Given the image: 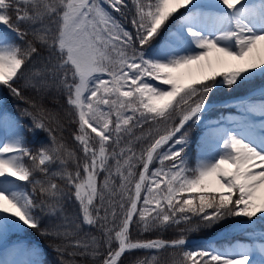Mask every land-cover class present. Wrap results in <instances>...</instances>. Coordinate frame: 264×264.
I'll use <instances>...</instances> for the list:
<instances>
[{
	"label": "snow or ice",
	"instance_id": "snow-or-ice-1",
	"mask_svg": "<svg viewBox=\"0 0 264 264\" xmlns=\"http://www.w3.org/2000/svg\"><path fill=\"white\" fill-rule=\"evenodd\" d=\"M221 2L234 14L229 30L224 28L227 17L194 12L185 21L191 25L211 19L215 35L188 27L187 32L195 38L200 51L160 62L145 59V48L161 26L193 0H133L135 11L130 22L134 32L126 30L114 15L127 16L128 0H0V24L11 28L24 41L22 47L0 33V86L18 99L23 98L18 85L25 69L39 55L20 25L43 16L55 24L39 39L49 45L59 60L54 67L61 75L60 85L78 123L74 140L84 154L82 168L77 163L74 173L65 169L61 175L74 190L83 222L104 232L107 247L102 264H120L122 254L129 250L185 245L184 239L134 242L129 230L136 216L147 231L158 225L191 224L193 217L199 218L195 226L198 228L226 217L251 219L264 213V197L259 195L264 190V151L241 135L264 137V127H239L238 122H232L231 127L223 126L224 123L214 126L225 131L210 132L207 143L210 151L218 144L220 154L202 161L195 169L186 167L185 149L178 147L187 143L185 125L199 119L213 88L221 82L231 87L242 73L264 69V56L254 54L258 45L264 43V30H253L246 19L257 17L264 22V12L243 7L244 0ZM29 5L34 9L32 15ZM13 10L14 18L10 14ZM226 41H233L234 45L224 46ZM212 52L220 54L215 64L210 59ZM233 61L241 63L225 71L218 70L217 65ZM150 81H159L170 86V90ZM252 103L256 107L239 112V116L248 117L243 124L250 121L255 126L264 122V98ZM24 115L33 117L34 128L45 129L42 112L34 115L25 109ZM176 116L178 123L173 121ZM160 124L165 125L163 131L158 127ZM144 125L157 127L154 133L149 131L147 136L135 137L137 141H147V147L137 154L131 138L135 136L134 130ZM48 131L52 133V143L57 144L53 130ZM62 152L63 145L54 149L42 147L34 154L20 142L5 143L0 147V177L28 182L33 185V192L56 196L59 191L56 183L34 181L32 177L34 170L46 177L57 175L50 172V163L58 160L64 166L74 159L72 153L62 156ZM24 157L31 159L33 167L24 164ZM110 160L115 161L114 172ZM154 160H159L160 167L151 170ZM137 164L142 166L138 179L133 171ZM101 171L106 174L102 186L97 183ZM115 177L120 180L119 191L112 188L106 198L105 192ZM37 207L43 210L45 205L42 201L38 205L32 194L0 191V213L39 230ZM7 235V223H0V243ZM71 246L81 247L79 241ZM183 255L185 264H251V255L246 253L221 255L197 249L186 250Z\"/></svg>",
	"mask_w": 264,
	"mask_h": 264
},
{
	"label": "trees",
	"instance_id": "trees-1",
	"mask_svg": "<svg viewBox=\"0 0 264 264\" xmlns=\"http://www.w3.org/2000/svg\"><path fill=\"white\" fill-rule=\"evenodd\" d=\"M29 14L32 15L34 9L31 5L28 6ZM184 9H180L169 18L164 25L158 30V33L153 38L152 42L146 49L157 48L164 39L167 31L172 27L178 25V18ZM135 8L133 7V0H128V14L121 16L116 13L118 19L131 29L135 31L134 26L131 24L132 13ZM13 18L15 11L10 13ZM6 26V25H5ZM21 30L27 31V40L37 47L39 55L34 56L28 68L25 69V76L20 80L19 87L23 90V98L18 99L14 97L11 92L3 86H0V94L3 96V107L6 111L14 116L20 125V140L26 148L31 150L34 154L41 148L54 149L58 145H63L62 156L67 153H72L74 159L68 160L67 164L62 166L59 161L49 164V170L52 173H57L55 176H44L38 170L33 171L32 179L42 182L51 181L58 185L59 191L56 196L41 195L38 191L33 192V185L28 182L19 181L25 187L29 194H32L37 200V203L42 201L45 205L41 210L37 207L36 213L38 214L40 228L39 230L32 228V233L36 235L42 243V250L44 253V261L48 264H101L105 252V237L102 229L98 227L89 226L82 220V212L79 202L74 197V190L70 189L66 184L65 179L62 178V173L65 169L69 172L76 171V164L79 163L81 168L84 163V154L74 140V135L78 131V123L75 121L70 106L67 104V94L60 85L61 75L54 67L59 63L57 56L51 52L49 45L45 44L39 36L45 35V30L55 28V24L47 16L35 22L28 21L20 25ZM11 41H14L24 46V41L21 40L17 33L11 28L7 27ZM51 41H49V44ZM222 80V78H220ZM264 83V71L261 73H254L248 76H241L237 79L236 84L231 87L223 82L219 83L212 89L208 99H218L224 96L239 94L246 91L252 86ZM213 109L225 110L232 108L231 104L227 105H213ZM27 109L34 115L38 112L44 114L45 129L33 127V117L24 115V110ZM178 116L173 117V121L177 122ZM172 122L168 126L171 127ZM157 125H144L143 128L135 129V136L132 137V147L135 152L139 154L144 148L147 147V141H137L135 137L142 135L147 136L149 131L155 132ZM161 131L165 127L164 124L158 125ZM52 129L57 138V144L52 143V133L48 129ZM188 130V140L184 147V160L185 165L189 169H195L194 165V152L196 137L200 131L197 122L189 121L185 125ZM180 134L178 133L177 136ZM122 147H128L127 144H122ZM163 150V149H162ZM161 150V151H162ZM119 151V149H117ZM23 162L27 167H33L32 161L28 157L23 158ZM112 165L113 172L115 171V161H109ZM159 160H154L150 164V169L158 168ZM141 165L133 169L138 175ZM105 173L100 172L97 177L98 185L102 186ZM137 178V176H136ZM111 188L105 192L106 198L111 194L112 188L119 191L120 180L115 177L111 182ZM38 187V186H37ZM187 197V193L184 194ZM99 203V201H97ZM244 217H226L219 222L212 223L210 226L200 225L198 217L192 218L191 224L181 223L166 227L158 225L145 231L143 224L139 223V217H134V223L130 225V238L132 240H147L151 238L163 239H177L179 237H198L209 236L215 233L220 228L230 224L231 222ZM256 226L264 228V223L258 221ZM43 233V234H42ZM77 241L80 242L81 247H72ZM220 241H218L219 243ZM86 246V250L85 247ZM115 246V242H114ZM189 250L188 247L179 246L176 248H166L160 250L153 249H135L129 250L122 254L120 264H133L134 261H145L147 264H185L183 253Z\"/></svg>",
	"mask_w": 264,
	"mask_h": 264
},
{
	"label": "rangeland",
	"instance_id": "rangeland-1",
	"mask_svg": "<svg viewBox=\"0 0 264 264\" xmlns=\"http://www.w3.org/2000/svg\"><path fill=\"white\" fill-rule=\"evenodd\" d=\"M243 7L255 10L257 12H264V0H244ZM194 12L208 13L210 16L227 17L228 23H226L224 28L225 30H229L231 28V18L234 14L224 7L221 0H193V3L185 8L179 15L178 27H174L166 33L164 39L161 40L160 46L157 48L144 50L145 59L151 61L167 62L170 59L177 58L181 55L195 54L199 52L200 49L195 46V38L188 34L187 28L192 27L194 30L200 31L205 35H215V28L211 19L202 24H188L184 18ZM114 15L116 17L115 13ZM246 19L248 26L253 28V30L257 32L264 30V22H261L257 17H249ZM123 26L126 30L131 31V29L125 24H123ZM0 33L6 34L4 28L0 27ZM223 44L224 46L232 47L234 42L226 41L223 42ZM257 51L258 48L254 53L255 55L264 56L263 51H259L258 53ZM218 55L220 54L215 52L210 53V59L214 64ZM240 63L241 62L233 61L229 65H217V68L220 71H225L231 67L239 65ZM263 70L264 69L249 70V72L242 73L241 75L244 76L252 73H260ZM150 82L154 85H158L170 90V86L163 85L159 81ZM181 82L187 81L185 80ZM241 96H244V98L235 99L232 101L233 107L231 109L218 111L208 109L207 106V108L202 110V112L199 114V119L194 120L200 127L195 152L196 166H198V164L202 161L206 162L215 159V157L220 154V148L218 144L214 150L210 151L207 143V138L210 132L222 134L225 131L223 127L218 128L214 126L224 123L223 126L231 127L233 126L231 124L232 122H238L239 127H255L256 129L264 127V122L253 126L249 121V123L245 125L243 124V121L248 120V117L246 115L239 116V112L246 113L250 109L256 107V105H254L252 102H258L264 98V90L250 92L248 94L244 93L236 97ZM1 100L2 98L0 96V101ZM241 135L259 150L264 151V137H258L257 135L250 133H241ZM18 137L19 124L15 121L12 115L2 110V103H0V147H2L5 143L19 142ZM166 148L167 146L165 149ZM158 167H160V164ZM0 191H5L7 194L26 193V189L22 187L18 183L17 179L13 177H0ZM259 195L264 197V190H262ZM248 219L249 218L244 217L236 222V224H233L232 227L230 226L227 228L226 232H222L221 235L223 237L227 235L232 236L235 233L239 234L235 236V239H233L231 243L222 242L223 244L221 243L222 245L218 246V253L214 251L213 248H205V250H210L221 255H239L246 253L251 255V264H264V229L255 225L253 226L254 223H252H256L257 220L264 222V213L258 214L257 217L251 218V223L245 225L244 221ZM5 222L8 225V235L7 239L3 243H0V262H2V264H45L42 261L43 254L40 250L38 241L33 238L26 230V228L29 227L24 225L15 217L6 216L5 214L0 213V223Z\"/></svg>",
	"mask_w": 264,
	"mask_h": 264
},
{
	"label": "bare ground",
	"instance_id": "bare-ground-1",
	"mask_svg": "<svg viewBox=\"0 0 264 264\" xmlns=\"http://www.w3.org/2000/svg\"><path fill=\"white\" fill-rule=\"evenodd\" d=\"M257 48H258L257 53H258L259 51H263V53H264V44H263V43L259 44ZM256 50H257V49H256ZM8 246H9V245H8Z\"/></svg>",
	"mask_w": 264,
	"mask_h": 264
},
{
	"label": "water",
	"instance_id": "water-1",
	"mask_svg": "<svg viewBox=\"0 0 264 264\" xmlns=\"http://www.w3.org/2000/svg\"><path fill=\"white\" fill-rule=\"evenodd\" d=\"M140 242H146V241H140ZM186 243L188 242V241H185Z\"/></svg>",
	"mask_w": 264,
	"mask_h": 264
}]
</instances>
